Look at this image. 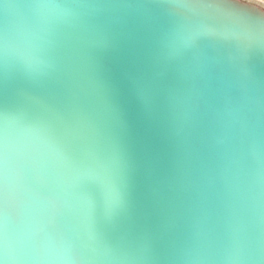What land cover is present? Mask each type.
Segmentation results:
<instances>
[{"label": "clouds", "instance_id": "1", "mask_svg": "<svg viewBox=\"0 0 264 264\" xmlns=\"http://www.w3.org/2000/svg\"><path fill=\"white\" fill-rule=\"evenodd\" d=\"M134 7L101 0H0V264H264V0H157V58L192 71L172 133L203 158L180 237L160 249L120 231L133 164L94 73L101 22ZM232 85L214 107L212 73ZM60 86L50 93V86Z\"/></svg>", "mask_w": 264, "mask_h": 264}, {"label": "water", "instance_id": "2", "mask_svg": "<svg viewBox=\"0 0 264 264\" xmlns=\"http://www.w3.org/2000/svg\"><path fill=\"white\" fill-rule=\"evenodd\" d=\"M101 2L148 6L101 22L100 30L109 40L95 53L93 66L114 110L113 129L133 164L132 207L120 231L133 238L147 236L163 250L181 235L194 196L187 180L203 158L198 132L187 140L172 133L173 108L187 96L192 71L183 65H165L157 58V39L169 23L154 7L157 0ZM252 71L264 81V55L254 58ZM23 87L0 80V99ZM231 87L216 72L208 86L201 82L200 91L208 106L214 107ZM60 90L58 85L48 88L50 93Z\"/></svg>", "mask_w": 264, "mask_h": 264}, {"label": "rangeland", "instance_id": "3", "mask_svg": "<svg viewBox=\"0 0 264 264\" xmlns=\"http://www.w3.org/2000/svg\"><path fill=\"white\" fill-rule=\"evenodd\" d=\"M242 2H243V0H242Z\"/></svg>", "mask_w": 264, "mask_h": 264}]
</instances>
